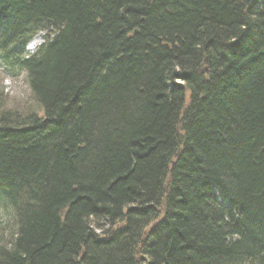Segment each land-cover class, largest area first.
<instances>
[{
  "label": "trees",
  "instance_id": "1",
  "mask_svg": "<svg viewBox=\"0 0 264 264\" xmlns=\"http://www.w3.org/2000/svg\"><path fill=\"white\" fill-rule=\"evenodd\" d=\"M0 17L30 92L15 107L0 78V264H264V0Z\"/></svg>",
  "mask_w": 264,
  "mask_h": 264
},
{
  "label": "rangeland",
  "instance_id": "2",
  "mask_svg": "<svg viewBox=\"0 0 264 264\" xmlns=\"http://www.w3.org/2000/svg\"><path fill=\"white\" fill-rule=\"evenodd\" d=\"M39 40L42 42L40 38ZM0 78H2L1 83L5 92L8 93L9 103L15 107L24 106V103L29 100L28 98L30 94L29 89L24 82V77L10 80L0 74Z\"/></svg>",
  "mask_w": 264,
  "mask_h": 264
},
{
  "label": "water",
  "instance_id": "3",
  "mask_svg": "<svg viewBox=\"0 0 264 264\" xmlns=\"http://www.w3.org/2000/svg\"><path fill=\"white\" fill-rule=\"evenodd\" d=\"M260 53H264V48H263V49H261Z\"/></svg>",
  "mask_w": 264,
  "mask_h": 264
}]
</instances>
